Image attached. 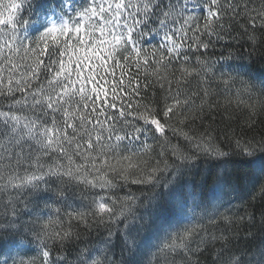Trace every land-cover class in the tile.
<instances>
[{
  "label": "snow or ice",
  "instance_id": "1",
  "mask_svg": "<svg viewBox=\"0 0 264 264\" xmlns=\"http://www.w3.org/2000/svg\"><path fill=\"white\" fill-rule=\"evenodd\" d=\"M258 61L264 0H0V264H264Z\"/></svg>",
  "mask_w": 264,
  "mask_h": 264
},
{
  "label": "trees",
  "instance_id": "2",
  "mask_svg": "<svg viewBox=\"0 0 264 264\" xmlns=\"http://www.w3.org/2000/svg\"><path fill=\"white\" fill-rule=\"evenodd\" d=\"M247 50H249V46L245 45L243 51H245L246 53ZM254 55H258V53H255ZM244 62H247V60H245ZM262 67H264V61H258L255 65V68L257 70L261 69ZM217 120L219 121V117H217ZM257 131H260V130L257 129ZM261 207H264V203H262L259 199H257L255 202L248 205V211L255 212L256 217H257V223L259 222V215H260ZM242 234H243V226H242ZM239 243L241 244V246H245L247 244V242L244 239H241ZM200 259L202 261V264H211V259L210 257L207 256V254H205V256L200 257Z\"/></svg>",
  "mask_w": 264,
  "mask_h": 264
}]
</instances>
